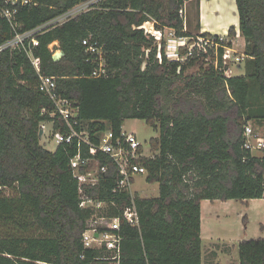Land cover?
Segmentation results:
<instances>
[{
    "label": "trees",
    "instance_id": "1",
    "mask_svg": "<svg viewBox=\"0 0 264 264\" xmlns=\"http://www.w3.org/2000/svg\"><path fill=\"white\" fill-rule=\"evenodd\" d=\"M15 8L13 27L0 13V44L32 29L81 0H27ZM188 0H97L89 9L37 35L32 48L39 72L55 78V91L77 108V119L91 141L111 130L117 136L127 119H144L158 128L149 156L135 162L146 180L158 183L156 197L112 189L119 179L110 158L85 192L124 206L133 199L139 226L121 223L119 264H202L200 203L264 196V151L243 148L246 121L264 120V0H235L238 30L244 39V74L224 77L200 59L181 64L158 59L162 46L139 28L154 20L158 28L183 30L178 16ZM235 36L234 27L228 31ZM102 47L108 76L90 77L82 40ZM63 55L54 59L50 44ZM196 68L187 73L190 68ZM182 86L177 89V82ZM38 74L24 48L0 52V264H104L97 249L84 248L81 233L90 209L79 206L78 184L69 165L77 140L53 151L40 143L42 122L53 120V102L38 90ZM174 92L176 94H174ZM82 156H89L82 145ZM81 168V170H83ZM113 209L109 214H117ZM245 219V218H244ZM238 264H264V238L237 244Z\"/></svg>",
    "mask_w": 264,
    "mask_h": 264
},
{
    "label": "built area",
    "instance_id": "2",
    "mask_svg": "<svg viewBox=\"0 0 264 264\" xmlns=\"http://www.w3.org/2000/svg\"><path fill=\"white\" fill-rule=\"evenodd\" d=\"M17 0H5V3L15 4ZM97 0L81 1L63 14L42 23L32 29L15 32L14 35L0 44V52L4 49L24 48L30 61L35 68L39 84L38 90L47 96L54 104V111L51 117L56 115L65 126V130L53 129V120L48 121L52 138L56 146L60 143H71L77 140V153L69 158V165L73 169V175L78 184L79 206L90 209L91 215L87 227L81 233V242L84 248L97 249L101 256L96 257L104 264H119L121 254V242L124 239L121 234V223L138 227L139 215L136 205L131 199L130 203L118 206L114 200L95 199L85 192V187H93L98 184L99 176L107 172L109 164L99 165L98 159L93 155L96 151L106 154L110 163L115 166L119 179L116 181L112 192H129L134 194L132 189L135 183L136 174H146V170L135 162L139 157L149 156L145 153L142 144L138 141L133 132L121 130L115 136L111 130L98 133L97 143L91 141L88 131L77 129L80 125L77 116V108L67 99L61 98L55 91V78L41 74L37 60L32 55V48L38 44L37 35L44 30L60 25L63 22L75 17L89 9V6ZM27 0H21L25 3ZM87 5V6H86ZM15 8L0 7L1 16L6 18L13 27ZM178 16L182 20L183 30L186 26V14L184 6L179 9ZM139 28L147 36H152L154 43L160 47L162 52L157 54L159 60L165 58L169 62H178L177 72L180 66L190 59H200L205 67L212 68L215 72L221 73L224 77L233 76V70L244 62L248 56L242 50L234 46V37L227 35L199 32L189 34H177L174 28H158L154 20L142 23ZM84 53L88 61L95 63L90 77H107L108 72L104 61L102 47L88 39L82 40ZM45 131V122L40 125ZM242 146L244 149L253 152L254 150L264 151V138L254 132L249 121L244 122L242 131ZM82 145L88 148L89 156H82ZM81 170V168H83ZM116 209L117 214H109Z\"/></svg>",
    "mask_w": 264,
    "mask_h": 264
},
{
    "label": "rangeland",
    "instance_id": "3",
    "mask_svg": "<svg viewBox=\"0 0 264 264\" xmlns=\"http://www.w3.org/2000/svg\"><path fill=\"white\" fill-rule=\"evenodd\" d=\"M185 7L187 11V18H188V29L194 30V21H198V14H199V5H197V0L186 1ZM187 5V6H186ZM87 6V5H86ZM234 8L236 9L235 0H234ZM186 13V12H185ZM227 16L231 21L232 10L229 12L227 11ZM190 22V24H189ZM204 24H210L207 21H204ZM238 21L235 17V23H232L225 32L220 33L221 35H227L229 28L234 27L235 30H238ZM188 30V31H189ZM204 31L208 29L206 27L203 28ZM195 31V30H194ZM209 31V30H208ZM236 46L239 50H242V40L244 39H233ZM244 43V42H243ZM50 48L55 51H59L57 49V44L52 43L50 44ZM196 68H190L187 70V73L194 71ZM244 74V67L243 63H241L238 67H235L233 70V75L240 76ZM183 81L179 80L177 82V89H180L182 86ZM174 94H176L174 92ZM263 122V123H262ZM251 127L253 128L254 132L264 138V121H249ZM50 125L48 122H45V131L43 132L42 136L40 137V143L43 144L48 150L53 151L56 148V143L52 138V131L50 130ZM122 129L128 132H133L138 141L142 144L146 154H152L153 151L150 149V140L158 135V128L154 127L147 123L144 119H127L122 125ZM253 154L261 155L262 151L254 150ZM146 174H136L135 175V183L132 187L134 193H138L141 197H156L158 195V183H150L146 180ZM228 204L222 207V212L218 211L217 214H212L206 224V232L208 235H204V240L202 242V246L204 243H207L210 237H213L210 240L214 242V240H218V236L221 241L214 242L204 246V260H207V252L209 251L210 247L214 246L216 249H219L220 258L219 264H234L236 261L237 256V244L239 237L242 236L245 232L247 236H250L253 239L259 238V236L264 235V227L261 222L264 223V212L260 210H255L251 213L245 214L240 202L232 200V202H227ZM218 215L219 217H216ZM245 218V219H244ZM225 237H228L232 240L230 243H222L223 240H227ZM209 253V252H208Z\"/></svg>",
    "mask_w": 264,
    "mask_h": 264
},
{
    "label": "crops",
    "instance_id": "4",
    "mask_svg": "<svg viewBox=\"0 0 264 264\" xmlns=\"http://www.w3.org/2000/svg\"><path fill=\"white\" fill-rule=\"evenodd\" d=\"M191 1V0H189ZM197 5H199V14H198V21L195 22L194 25V30H189L188 29V18H187V11L186 7L184 5L185 9V14H186V26H185V31L188 33H199V32H210V33H215V34H220L222 32H225V30L232 24L235 23V17L237 18V12L236 9L234 8V0H197ZM187 3V2H185ZM187 6V5H186ZM232 10V16H231V21L227 16V11ZM204 21L209 22L210 24H204ZM190 24V22H189ZM238 26V25H237ZM206 27L208 30L204 31L203 28ZM189 30V31H188ZM235 30V29H234ZM238 33V36H236L237 39H243L240 36L239 30H235V34ZM244 40H242V45H244ZM56 43L57 42H53ZM243 48V47H242ZM264 121V120H263ZM263 123V122H262ZM264 133V132H263ZM236 201V200H234ZM227 202H232V200H227V201H219V200H214L210 201L208 199L202 200L200 203V239H201V260L202 264H219V258H220V253L219 249H216L214 246L210 247L209 245V253L207 252V260H204V246L214 243V242H220L221 239L218 236H215L214 238L217 237L218 240H214V242H211L212 240L209 241V239L213 238L210 237L207 241V243H204L202 246V242L204 240V235H208L206 232V224L209 219V217L214 213L217 214L218 211L222 212V207L227 205ZM240 202L245 214L251 213L255 210H260L261 212H264V196L261 198H254V199H248L244 201H238ZM216 217H219L216 215ZM264 227V223L261 222ZM264 229V228H263ZM227 240H223L222 243H230L232 240L228 237H225ZM250 236H247V233L245 232L242 236L239 237V241L243 239H250ZM259 238H264L263 236H259ZM237 247V246H236ZM234 264H238V259L236 258V261Z\"/></svg>",
    "mask_w": 264,
    "mask_h": 264
},
{
    "label": "water",
    "instance_id": "5",
    "mask_svg": "<svg viewBox=\"0 0 264 264\" xmlns=\"http://www.w3.org/2000/svg\"><path fill=\"white\" fill-rule=\"evenodd\" d=\"M81 1L85 2V1H88V0H81ZM62 55H63V52H62L61 50H59V51H55V52H53L52 57H53L54 59H58V58H60ZM42 134H43V129H42V127L40 126V130H39V133H38L39 137H41Z\"/></svg>",
    "mask_w": 264,
    "mask_h": 264
}]
</instances>
